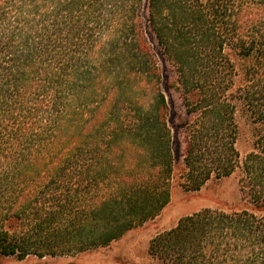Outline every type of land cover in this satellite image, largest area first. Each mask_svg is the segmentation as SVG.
Wrapping results in <instances>:
<instances>
[{
    "label": "trees",
    "instance_id": "1",
    "mask_svg": "<svg viewBox=\"0 0 264 264\" xmlns=\"http://www.w3.org/2000/svg\"><path fill=\"white\" fill-rule=\"evenodd\" d=\"M176 169L187 190L239 170L245 205L181 217L149 264H264V0H0V261L110 245Z\"/></svg>",
    "mask_w": 264,
    "mask_h": 264
},
{
    "label": "rangeland",
    "instance_id": "2",
    "mask_svg": "<svg viewBox=\"0 0 264 264\" xmlns=\"http://www.w3.org/2000/svg\"><path fill=\"white\" fill-rule=\"evenodd\" d=\"M152 41L156 45L153 38ZM159 63L164 76V90L171 108L169 121L176 126L185 115L184 107L179 93L167 84L173 74L171 65L160 56ZM236 120L239 126L237 147L244 156L252 148L251 125L241 110L237 112ZM174 145L177 150L176 140ZM239 177L240 173L237 170L222 178L212 177L200 190H187L181 185L176 169L171 182V198L163 210L110 245L60 257L40 259L32 256L24 261L8 257L1 260L0 264H149L151 261L147 252L149 240L159 232L175 226L181 217L205 207L224 210L243 207L246 200L240 190Z\"/></svg>",
    "mask_w": 264,
    "mask_h": 264
}]
</instances>
